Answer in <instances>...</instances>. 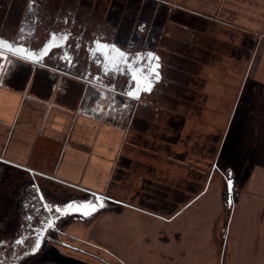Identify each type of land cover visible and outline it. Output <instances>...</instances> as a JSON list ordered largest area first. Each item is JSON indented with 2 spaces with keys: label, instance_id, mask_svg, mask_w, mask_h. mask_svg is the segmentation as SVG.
Returning <instances> with one entry per match:
<instances>
[{
  "label": "flooded vegetation",
  "instance_id": "1",
  "mask_svg": "<svg viewBox=\"0 0 264 264\" xmlns=\"http://www.w3.org/2000/svg\"><path fill=\"white\" fill-rule=\"evenodd\" d=\"M172 1L188 0H0V128L6 122L0 139V187H4L0 236L3 227L10 225L6 237L0 238L12 255L2 254L0 264H26L39 251L59 246L58 242L75 251L72 243L61 241L62 232L86 219L76 213L63 215L65 206L94 204L91 215H99L105 205L117 206L118 198L126 197L132 166L143 170L142 182L156 170L131 165L126 155L130 145L144 148L145 157L173 163L171 146L182 143L179 132L168 136L149 132L143 114L151 107L157 87L165 86L166 72L189 77L200 70L209 53L199 48L190 56L189 49L178 52L171 47L165 58V31L175 24L190 29L197 19L205 21ZM6 88L10 91L4 95L1 91ZM78 135L107 138L94 144L95 150L112 148L113 165L100 179L102 187L91 186L95 172L65 171L62 162L67 161H60L61 156L54 161L53 171L47 166L57 148L61 154L78 150L73 144ZM15 136H21L23 143L16 144ZM24 138H30V143ZM148 144L152 154L145 148ZM17 152L22 161L13 158ZM60 172L67 175V183L56 176ZM42 179L74 193L65 200L54 198L49 186L39 182ZM83 252L87 253L78 251Z\"/></svg>",
  "mask_w": 264,
  "mask_h": 264
},
{
  "label": "crops",
  "instance_id": "2",
  "mask_svg": "<svg viewBox=\"0 0 264 264\" xmlns=\"http://www.w3.org/2000/svg\"><path fill=\"white\" fill-rule=\"evenodd\" d=\"M197 1V4L192 0L172 2L180 4L186 13H199V17L201 13L214 14L215 27L219 31L229 29L231 39L235 36L240 46L236 39L221 42H233L238 46L236 48L243 46L251 54L241 61H238L240 58L234 59L241 65L230 70L231 74L237 75V79L230 80V90L235 94L234 98L223 99L226 103L221 107L229 110L219 117L221 129L215 128L217 132L210 135V132H205V126L204 135H201V140L208 141V144L213 141L211 136L219 139L213 142L215 152L211 156L206 158L203 147L201 153L194 155L193 150L192 153L175 152V145L171 146L174 158H178L177 163H180L176 170L185 171L188 177L175 183L174 176L168 175L171 170L157 167L147 176V182L136 179L130 183L128 178L127 193L130 187L139 188L134 193L135 202L120 197L119 205H105L101 214L85 218L88 231L81 244L105 252L120 264H264V0ZM258 46H262L259 54ZM9 91L6 88L1 93L5 95ZM31 115L29 113L28 116ZM167 121L172 134L179 132L177 128L181 123L183 127L185 125L183 121ZM5 128L6 122L0 128V139H4ZM112 138L125 139L119 136ZM101 140L107 138L78 135L73 141L74 149L78 150L61 154V148H57L58 152L47 159V166L53 171L54 161L60 160L61 156L60 161H67L62 162L65 171L95 172L90 179L91 186L102 187L99 181L113 164L111 146L93 148ZM129 159L131 165L135 164ZM207 160L210 162L208 170L212 169L216 179L212 183V177L207 182L201 181L200 177H205L203 174L191 183L189 174L205 172ZM133 169L135 166L131 171ZM228 178L232 182L230 202L227 201L229 194L226 190ZM158 186L169 188L167 194H160L161 199L165 198L166 205L162 203L164 209L174 202L181 203L179 208L186 204L174 218L168 219V210H155L157 204L152 199L140 204V197L154 193ZM200 186L201 190L195 194L193 188L199 189ZM174 189L180 191L176 198ZM191 194L194 195L190 197ZM168 195L170 202H167ZM74 248L75 251L83 249L82 246ZM40 264L64 263L51 261Z\"/></svg>",
  "mask_w": 264,
  "mask_h": 264
},
{
  "label": "rangeland",
  "instance_id": "3",
  "mask_svg": "<svg viewBox=\"0 0 264 264\" xmlns=\"http://www.w3.org/2000/svg\"><path fill=\"white\" fill-rule=\"evenodd\" d=\"M100 8L101 6L97 9ZM189 14H196L199 16V13L197 12H190ZM189 18H192V16H189ZM201 18L205 19V21H200V23L195 21L190 29H185L183 26L176 24L172 25L169 31H165L166 35L162 36V48L166 54L165 58L168 54V48L171 47L177 49L178 52L189 49L186 54H189L190 56L195 54L194 51L202 48L206 50V53H209L206 54L207 57H205L206 59L209 57V59H207L208 61L200 66L199 71L189 77L182 73L172 75L169 71L166 72L164 80L165 86H158L157 92L151 95L153 103L150 108L149 104L147 112L143 114V121L148 123V125L147 123L145 124L147 125L145 130L165 136L172 135V133L169 132L170 129L167 120L174 119L180 122H185L184 127L181 123L179 128H177V132L179 131V133H181L180 142H182V144L175 143L173 150L175 152H182V150L184 152H191V150H193V153H191L196 155L199 151L201 153L203 147L206 149L205 156L208 158L210 144L202 141L201 135H204L205 126L207 127L205 132H210V135L217 132L215 128L218 130L221 129L219 117L229 110L221 107V105L223 106L226 103L223 99L234 98L235 94L230 90V84L231 81L237 79V75L231 74L230 70L237 66L240 67L241 62L238 61L246 59L251 53L243 46L236 48L238 46H235L233 42L231 44L221 42V40L225 41L226 39L233 41L236 37L234 36V38L231 39V31L229 29H221L219 31V28L215 27L214 19H216V17L214 14L210 12L206 14L201 13ZM1 30L2 29H0V31ZM188 30H190L189 33ZM239 35H241V33H239ZM235 41H237V45L240 46V41L238 39ZM261 48L262 46L256 48L258 54L261 52ZM170 53L174 54V51ZM179 56H182V54H179ZM235 57L238 59L240 58V60L235 62ZM205 58H203L204 61ZM171 62V60L167 62L168 67L171 65ZM175 63L174 60V64ZM174 72L176 73L177 71L174 70L173 67V73ZM222 122H225V119H223ZM207 125H209L210 128H208L209 126ZM13 140L16 144L23 143V138L21 136H15ZM24 140L26 144H29L31 141L30 138H24ZM151 142L153 141L151 140ZM126 144H129V142H126ZM160 146L164 147L165 144H160ZM125 148L126 146L124 149ZM129 148V150H126V155L131 158L133 162L138 163L141 166L149 165L153 168L158 167L171 170L168 175L172 177L174 176L175 183H179L182 179L188 177V174H186L185 171L181 172L176 170L180 168V163H177V159L175 158L172 164H163L159 159H153V157L149 156L145 157L143 155L144 148L142 147H134L130 145ZM145 148L149 154L153 153V151H149L151 149L149 144ZM191 157L193 156L191 155ZM13 158L19 161L24 159L21 152H17ZM26 159L28 160V157H26L25 160ZM137 167L138 166L131 171L130 176L128 177L130 178V183L135 182L136 179H139L140 176L143 175V170ZM195 170L197 171V168ZM161 171H159V173H161ZM211 174L212 169L206 173L205 177H200L199 180L207 182V180L212 177L210 181V183H212L216 179V176H213L214 173ZM56 176H58L62 182L67 183L68 179L65 177L67 176L66 174L64 176V173L60 172ZM189 177L191 183L192 181H197L199 178L197 173L192 172L189 174ZM39 182L44 184V188L46 187L45 185L49 186L47 189L51 192V196L60 200H65L68 196H72L74 193V191L66 186L50 182L46 179H42ZM201 188L202 186H200L199 189L197 187L193 188V191L196 194ZM138 189L139 188L137 187H130V191H128L125 198L131 199V201L135 202L133 197ZM2 191H4V187H0V193ZM193 195L194 194H191L190 197ZM47 199L49 200L50 197H47ZM9 226L10 225L3 227L4 232L7 231ZM87 231V223L75 221L71 225L69 224L65 227L61 236V241L65 243V245H71L72 243V246H82L87 252H85L86 254H84V252L83 255L82 253L79 254L78 251H69V249L63 247L61 243L58 242L59 246L53 247L52 250L45 248V250L39 251L37 255L35 254L28 259L26 264H40L41 262L51 263V261L64 264H120L116 258L110 255L108 256L105 252L98 251L91 246L82 245L81 242L87 237ZM4 232L0 237H6ZM3 239L4 238H0V256L4 254L5 258L12 257L10 247L6 248L2 245L1 240ZM20 251V247H17L15 254L19 255Z\"/></svg>",
  "mask_w": 264,
  "mask_h": 264
},
{
  "label": "trees",
  "instance_id": "4",
  "mask_svg": "<svg viewBox=\"0 0 264 264\" xmlns=\"http://www.w3.org/2000/svg\"><path fill=\"white\" fill-rule=\"evenodd\" d=\"M211 137L213 138V141H210V147H209V151H208V156H211L215 152V149H214V146H213V142L215 143L216 140L217 141L219 140L218 137H216V136H211ZM206 163H207L206 171L203 172V173H200L198 175L202 176L204 174V176H206V173L209 172L208 165L210 164V162H208V160H207ZM168 190H169V188H167V187L158 186V187H156V191L154 193H152V194L147 193L145 195H142L140 197V201L139 202L142 205V201L148 202V200L152 199L157 204L155 210L164 209V205L162 206V203H164L166 205L165 198L161 199L160 194L161 193H166L167 194ZM179 192L180 191H177L176 189H174V193L173 194H174L175 198H176V194L179 193ZM169 195H168V198H167L168 199L167 202L171 201L170 198H169ZM175 201H176V199H175ZM180 204L174 202L173 205L172 204L168 205V209L166 208V209L163 210V212H165V210H168L167 211L168 219L174 218L181 211V209L186 206V204H185V205H183L182 208H179L181 206ZM144 206H148V205L144 204Z\"/></svg>",
  "mask_w": 264,
  "mask_h": 264
},
{
  "label": "water",
  "instance_id": "5",
  "mask_svg": "<svg viewBox=\"0 0 264 264\" xmlns=\"http://www.w3.org/2000/svg\"><path fill=\"white\" fill-rule=\"evenodd\" d=\"M158 59V58H156ZM159 66L157 65V68ZM156 74L159 75V72L156 70ZM156 81L158 79H155ZM226 190H227V193L229 194V197L227 199L228 202H230V194H231V188H232V182L230 180V178L227 179L226 181ZM57 206V205H56ZM69 209H71L70 211H68ZM95 212V205H86V204H77V205H71V204H67L65 206V208L61 211V213L63 215H70L72 213H76L78 214L82 219L83 218H87L89 217L91 214H93Z\"/></svg>",
  "mask_w": 264,
  "mask_h": 264
},
{
  "label": "snow or ice",
  "instance_id": "6",
  "mask_svg": "<svg viewBox=\"0 0 264 264\" xmlns=\"http://www.w3.org/2000/svg\"><path fill=\"white\" fill-rule=\"evenodd\" d=\"M157 75V78H158V74H156Z\"/></svg>",
  "mask_w": 264,
  "mask_h": 264
}]
</instances>
